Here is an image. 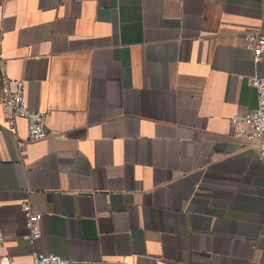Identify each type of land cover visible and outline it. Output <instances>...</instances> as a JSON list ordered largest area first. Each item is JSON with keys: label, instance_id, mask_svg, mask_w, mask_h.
Masks as SVG:
<instances>
[{"label": "crops", "instance_id": "obj_1", "mask_svg": "<svg viewBox=\"0 0 264 264\" xmlns=\"http://www.w3.org/2000/svg\"><path fill=\"white\" fill-rule=\"evenodd\" d=\"M251 30L264 0H0V98L26 81L61 135L27 143L0 102V264H264V161L230 135Z\"/></svg>", "mask_w": 264, "mask_h": 264}, {"label": "built area", "instance_id": "obj_2", "mask_svg": "<svg viewBox=\"0 0 264 264\" xmlns=\"http://www.w3.org/2000/svg\"><path fill=\"white\" fill-rule=\"evenodd\" d=\"M245 48L253 53L254 63L258 64L264 56V31L251 30L243 35ZM3 94L0 102L3 107L5 122L13 130L18 120L27 123V143H36L48 139L61 137L60 133L48 126L49 113L29 108L26 100L27 83L3 75ZM251 87L258 94V106L245 115H236L230 119V135L233 139L253 148L259 158L264 161V78L251 77L248 79ZM23 211L27 218L28 233L24 241L34 245L44 235L43 213L34 212L30 203L23 204ZM5 246V239L0 229V247ZM1 264H11L2 261ZM30 264H71L69 260L57 255L33 253Z\"/></svg>", "mask_w": 264, "mask_h": 264}]
</instances>
